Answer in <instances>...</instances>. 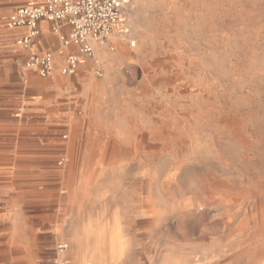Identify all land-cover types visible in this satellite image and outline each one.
<instances>
[{
  "label": "rangeland",
  "instance_id": "obj_1",
  "mask_svg": "<svg viewBox=\"0 0 264 264\" xmlns=\"http://www.w3.org/2000/svg\"><path fill=\"white\" fill-rule=\"evenodd\" d=\"M12 12L0 264H78L72 238L91 220L120 224L127 264L249 249L264 264V0H130L103 64L63 93L31 90V73L48 77L26 67Z\"/></svg>",
  "mask_w": 264,
  "mask_h": 264
},
{
  "label": "built area",
  "instance_id": "obj_2",
  "mask_svg": "<svg viewBox=\"0 0 264 264\" xmlns=\"http://www.w3.org/2000/svg\"><path fill=\"white\" fill-rule=\"evenodd\" d=\"M130 0H40L38 5L17 8L8 16L5 26L8 30L24 29L16 39V45L30 51L26 67L35 69L41 78L48 77L53 70L50 53L37 55L32 51L34 40L39 35L38 22L46 20L58 30L61 23L70 27L68 39L63 44L78 47L77 54L66 56L62 64L63 75H73L79 63V56L93 58L94 45H106L121 22L123 9ZM66 246H59L63 253Z\"/></svg>",
  "mask_w": 264,
  "mask_h": 264
},
{
  "label": "crops",
  "instance_id": "obj_3",
  "mask_svg": "<svg viewBox=\"0 0 264 264\" xmlns=\"http://www.w3.org/2000/svg\"><path fill=\"white\" fill-rule=\"evenodd\" d=\"M39 3L40 0H0V18L7 13L15 11L19 7L34 6ZM38 30L39 35L33 42L32 51L37 55L50 53L53 57V70L44 81L36 78L35 73H31V77L34 79L31 83V90L63 93L75 87L81 88L83 87V80L78 82L71 76L76 73L84 78L90 77V75L94 72L96 61L98 60L97 63L103 64L101 61V54H105L107 52L106 47L93 44L96 57L93 56V58H87L79 56V63L75 73L67 77L61 76L59 70L62 67L64 58L70 54L78 53V47L76 45L70 43L67 45L63 44L62 39H68L70 27L66 23H61L58 26V30L55 31L52 23L46 20H41L38 22ZM117 30L118 28L113 32L111 38H109L107 42L108 44L113 42L115 38L113 35ZM15 31V34H21L25 30L19 29Z\"/></svg>",
  "mask_w": 264,
  "mask_h": 264
},
{
  "label": "bare ground",
  "instance_id": "obj_4",
  "mask_svg": "<svg viewBox=\"0 0 264 264\" xmlns=\"http://www.w3.org/2000/svg\"><path fill=\"white\" fill-rule=\"evenodd\" d=\"M190 164H191V162H190ZM130 167H132V166H130ZM116 187H117V185H116ZM101 192H103V191H101ZM102 196H103V194H98V195H96V198H101ZM89 202H91V201H89ZM92 204L94 205V203H92ZM90 206H91V204H90ZM135 209H137V208H135ZM153 217L154 216L150 217V219L147 221V224H152L155 221ZM211 218H212V216H211ZM222 222H223V220H222ZM173 224H175V223H173ZM189 229H191V228H189ZM70 242H71V239H70ZM72 243L75 246V254H76L78 264H127V261L124 259L125 245H124V241H123V238L121 235V228H120V224L117 222L111 226L110 224H106V223L100 224L98 221H95V220L94 221L93 220L88 221V222L84 223L81 226L80 230H78L74 234V236L72 238ZM238 247H239V245H237V244H235L233 246L234 250L237 249ZM244 257H247L249 264H255V254L252 253V249H249L247 251L237 250L236 252H233L228 257H225V258L221 257L220 258V256H219L218 259H216V260H212L213 257L209 253L202 254L201 258L198 260L197 264H222L225 261H229L230 264H239V263H241V261L243 260ZM258 257H259V255H258ZM194 259L195 258H192V260H194ZM165 262H166V264H179V259L176 257L170 256V257L166 258Z\"/></svg>",
  "mask_w": 264,
  "mask_h": 264
}]
</instances>
